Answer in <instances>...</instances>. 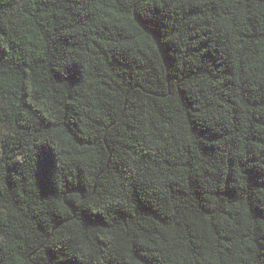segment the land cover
<instances>
[{"label":"trees","instance_id":"1","mask_svg":"<svg viewBox=\"0 0 264 264\" xmlns=\"http://www.w3.org/2000/svg\"><path fill=\"white\" fill-rule=\"evenodd\" d=\"M0 264H264V0H0Z\"/></svg>","mask_w":264,"mask_h":264}]
</instances>
